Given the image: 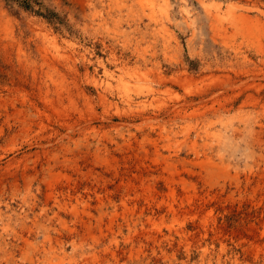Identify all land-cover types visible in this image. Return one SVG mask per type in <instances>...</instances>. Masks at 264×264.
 I'll list each match as a JSON object with an SVG mask.
<instances>
[{"label":"rangeland","instance_id":"rangeland-1","mask_svg":"<svg viewBox=\"0 0 264 264\" xmlns=\"http://www.w3.org/2000/svg\"><path fill=\"white\" fill-rule=\"evenodd\" d=\"M0 264H264V0H0Z\"/></svg>","mask_w":264,"mask_h":264}]
</instances>
